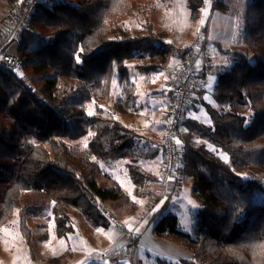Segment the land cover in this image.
Masks as SVG:
<instances>
[{
	"label": "trees",
	"instance_id": "16d2710c",
	"mask_svg": "<svg viewBox=\"0 0 264 264\" xmlns=\"http://www.w3.org/2000/svg\"><path fill=\"white\" fill-rule=\"evenodd\" d=\"M168 1L62 0L51 8L33 3L16 50L22 69L36 75L41 86L33 91L0 66V228L16 211L18 228L28 236V218L50 207L55 228L63 234L70 229L71 206L92 225L108 226L100 202H128L129 196L104 178L99 159H128L134 195L152 193L150 185L158 177L135 163V141L141 135L124 124L122 116L139 110L131 71L150 74L163 69L178 49L148 18L156 3ZM187 4L188 22L196 27L204 0ZM135 8L142 11L143 21L131 30L123 17ZM212 8L227 6L213 0ZM242 40L253 62L246 52L218 45L221 53L236 58L217 75L211 90L229 110L202 101L209 122L185 119L177 172L192 179L191 191L198 200L196 231H182L170 211L153 227L157 236L175 238L190 249L192 257L182 264H264V206L256 208L253 201V191L264 188V0L247 3ZM92 101L95 109L88 113ZM194 136L215 151L196 146ZM83 138L85 147L74 143ZM242 214L238 232L221 240Z\"/></svg>",
	"mask_w": 264,
	"mask_h": 264
},
{
	"label": "rangeland",
	"instance_id": "374dc122",
	"mask_svg": "<svg viewBox=\"0 0 264 264\" xmlns=\"http://www.w3.org/2000/svg\"><path fill=\"white\" fill-rule=\"evenodd\" d=\"M21 1L31 6L34 5L33 3L40 2L47 8H51L54 2L62 0H0V31L11 18L16 2ZM219 1L225 4L227 8H212L211 10L208 0L206 3L204 2L200 21L203 20L207 26V36L196 35L192 38L187 55L182 59L181 64L177 67L174 66L173 73L167 76V80H171L174 72L188 57L192 56V51H190L192 44H194L193 51L200 50L201 52L203 49L202 60L200 57L199 62L197 63L196 59L194 63L195 66L201 67L202 72L208 64H210V70H214L213 73L218 72V74L229 68L236 60L231 53L234 50L246 52L249 61H254L251 50L242 40L245 29L246 6L251 0ZM210 2H213V0H210ZM188 13L187 0H169L166 4L156 3L152 10L148 12L149 21L153 22L154 27L168 31L171 34L169 40L180 46L177 50L178 53L181 51L180 48L184 47L183 42L180 40L183 39L187 29H189ZM142 21V11L136 8L132 13L123 17L124 24L131 30L138 29ZM218 45L223 49L228 48L232 51L229 54H223L219 51ZM189 48L191 49L189 50ZM206 60H209L207 64ZM129 63L132 64L133 61ZM220 65L223 67H220ZM16 75L33 91H37L42 84L41 80L36 78V75L28 71L25 72L22 67ZM214 75L216 74L214 73ZM130 76L137 84L138 101L142 104L146 98L141 93L144 87L139 82V74L132 71ZM115 82V78H113V93L117 94L119 89ZM203 97L213 108L229 110L225 104H219L210 92ZM94 103L92 101L88 104V113L95 109ZM194 105H197V110L194 109L193 111L196 118L200 122H208L209 116L204 107L200 106L196 100ZM249 113L246 112V115ZM194 137L196 146L204 144L209 150L215 151L213 145L197 136ZM22 138L21 136L20 142ZM74 143L80 147H85L86 139L83 138ZM217 153L224 161L228 162L227 155L224 152L219 151ZM99 164L102 171L107 172V177L104 178L109 179V176L114 178L129 196V199L138 205V209L134 213L133 209L136 207L131 208L130 200L123 207H120L117 202L108 200L100 202V206L106 207L119 221L121 228L119 229L115 224L109 227L94 226L80 209L71 206L68 210L70 229L63 234H58L51 209L47 207L39 215L28 218L27 224L30 227V232L28 236L23 237L18 228L17 212L14 211L8 221L0 228V264H182L183 259L192 257L190 249L182 245L179 240L159 237L153 232V227L158 219L170 210L177 217L179 228L184 232L194 234L196 231L194 212L198 200L191 191L192 179L185 180L190 181L188 185L179 184L172 193L167 195H162L159 191V197H161L159 200L154 196H139L137 198L133 194V184L125 167V159H99ZM247 172L239 171L241 175L245 176H247ZM253 201L256 208L264 206V188L253 191ZM167 204L169 208H167ZM116 208L120 209L116 210ZM244 218L242 214L232 227L222 233L220 239L225 240L236 234L243 225ZM107 220L109 219L107 218ZM114 227L120 232L119 237L115 239L112 238L113 234L111 232ZM105 253L112 258L120 259L111 263Z\"/></svg>",
	"mask_w": 264,
	"mask_h": 264
},
{
	"label": "crops",
	"instance_id": "0c3cea01",
	"mask_svg": "<svg viewBox=\"0 0 264 264\" xmlns=\"http://www.w3.org/2000/svg\"><path fill=\"white\" fill-rule=\"evenodd\" d=\"M204 2L206 3L207 0H204ZM208 2H209V6L211 7V10H212V2H210V0H208ZM201 28H202V30H201ZM156 30H161V28L156 29ZM206 33H207V26H206V24H204L203 20H201L196 27H191L189 24V29H187L185 35L183 36V39L180 40L183 42L184 47L180 48L181 51H180V53H178L177 50L179 49L178 47H180V46H177L173 43L178 49L173 52L171 59L165 68L160 69V70L155 71V72H152L151 74H140V73L134 71L135 73L139 74V82L144 87V90L141 93L145 96L146 99H145L144 103H142V104L139 103V101H138L139 91H138L137 84L134 80H132V78L130 76L131 80L135 84V102L139 106V110L132 116L123 115L122 116V122L126 125H131V126L136 127L138 129V132L141 135L140 138H138L135 141L134 157H133V159L135 160V163L138 166H140L146 173H149L156 178L160 174V171L162 169V163H163V155H162V148H161L163 123H164L166 114L168 112V109L172 104L171 93H170V90L168 87V83L170 80H167V78H168L167 76H169V75H171V73H173L174 66L177 67L179 64H181L182 57L185 54V52L188 50V46L192 42V38H194L196 35H201V34H202V36H207ZM170 36H171V34L167 31L168 40H169ZM179 37H180V35H179ZM226 49H228V48H226ZM189 50H190V48H189ZM202 55H203V49H202ZM202 58H203V56H202ZM198 62H199V58H197V63ZM207 62H209V60L208 61L206 60V64H207ZM209 65L210 64H208L207 65L208 67L206 66L204 69V72L201 73L202 78L205 81L204 86L201 87L202 89H195L192 93V97L190 99L189 106H188L187 111H186V119L196 120L197 122H200V120H198L196 118L195 113H193L194 109H195V111L197 110V105H194V101L196 100L200 106L204 107V105L202 104V101H205L203 96L209 92L211 94L212 87L215 84V80H216V77L218 75V72H214L216 74V75H214V73H213L214 70H210ZM220 67H223V66L220 65ZM130 75H131V73H130ZM213 79H214V81H213ZM206 103H208V102H206ZM209 105H211V104H209ZM204 109H205V107H204ZM208 122L201 121L200 123H208ZM191 142L196 143L195 137H193L191 139ZM179 144L180 145L182 144V139L179 140ZM122 159H125V158H122ZM113 160H116V159H113ZM127 162H128V160L125 159L126 169H127ZM101 170H102V168H101ZM127 173H128V169H127ZM103 174H105V176H106L107 172L106 173L103 172ZM128 176H129V173H128ZM189 179H190V177L184 176L182 173H177L175 178L171 181L169 189L165 195L172 193L173 190L175 188H177V186L179 184L182 185V183H183V184L188 185V183L190 181H185V180H189ZM109 180L111 182L116 183L120 187L119 183L114 178L109 176ZM150 190L152 191V193L150 195H148L147 197L154 196L157 200H159L161 198V197H159L160 187H159L157 182H154L150 185ZM133 194H134V187H133ZM108 201H112V200H108ZM112 202H117L120 205V207H123L127 203V202H118V201H112ZM130 202H131V204H130L131 208H133V206L136 207L135 209H133V211L135 213L136 209H138V205L134 201L130 200ZM170 207H171V205H170ZM167 208H169L168 204H167ZM119 209L116 208V210H119ZM168 211H170V210H168ZM110 225L114 226L113 223L109 222L108 227ZM111 232L113 234V237H112L113 239L119 237L120 232L115 227H114L113 231H111ZM126 242H127V240H126Z\"/></svg>",
	"mask_w": 264,
	"mask_h": 264
},
{
	"label": "built area",
	"instance_id": "2783aa9c",
	"mask_svg": "<svg viewBox=\"0 0 264 264\" xmlns=\"http://www.w3.org/2000/svg\"><path fill=\"white\" fill-rule=\"evenodd\" d=\"M34 7L22 1L16 2L11 18L6 26L0 31V66L6 67L10 72L16 74L21 69V55L16 50L20 32L24 30L29 22ZM202 36V34L200 35ZM191 49V48H190ZM192 56L176 70L172 79L168 83L171 93L172 104L166 114L161 138V148L163 155L162 169L158 176L160 194H166L171 181L177 174L179 167V139L186 133L185 119L192 93L196 88L204 86L205 81L201 77V67L195 66L197 58L201 57L202 50L193 51ZM102 213L121 228L119 221L104 206H100ZM111 263L117 262L120 258H112L107 253Z\"/></svg>",
	"mask_w": 264,
	"mask_h": 264
},
{
	"label": "snow or ice",
	"instance_id": "6c2138e0",
	"mask_svg": "<svg viewBox=\"0 0 264 264\" xmlns=\"http://www.w3.org/2000/svg\"><path fill=\"white\" fill-rule=\"evenodd\" d=\"M179 143V142H178Z\"/></svg>",
	"mask_w": 264,
	"mask_h": 264
}]
</instances>
